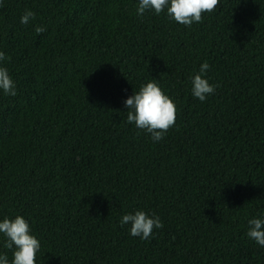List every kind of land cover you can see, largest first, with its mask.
<instances>
[{"label":"trees","instance_id":"obj_1","mask_svg":"<svg viewBox=\"0 0 264 264\" xmlns=\"http://www.w3.org/2000/svg\"><path fill=\"white\" fill-rule=\"evenodd\" d=\"M2 3L17 94L0 89V221L27 220L36 264H264L247 235L264 219V0H219L190 27L137 15L139 0ZM152 81L176 106L157 142L125 107ZM136 211L163 227L132 236L120 221Z\"/></svg>","mask_w":264,"mask_h":264},{"label":"clouds","instance_id":"obj_2","mask_svg":"<svg viewBox=\"0 0 264 264\" xmlns=\"http://www.w3.org/2000/svg\"><path fill=\"white\" fill-rule=\"evenodd\" d=\"M219 0H139L137 15L143 16L146 10L154 11L156 15L167 11V16L178 24L190 27L194 22L201 23L204 13L215 11ZM3 6L0 0V7ZM35 19V13L27 10L21 16V23L28 24ZM37 34L46 31L43 26L35 28ZM9 59L0 51V61ZM207 62L200 66V73L192 78V94L201 102L215 92L203 74L209 69ZM0 89L7 95L15 96L16 85L4 67H0ZM127 122L134 123L136 128L146 131L154 142L164 138L167 131L175 125L176 106L169 96L165 95L155 81L142 85L138 92L125 101ZM247 235L258 245L264 247V219L253 218L248 221ZM121 226L130 225V234L148 240L154 229L163 227L160 218L153 214L149 216L144 211L135 214H125L120 221ZM0 234L6 237L4 248L13 250L11 264H36V254L40 250V241L31 234L27 220L20 215L14 219L4 218L0 221ZM0 264H9L6 254H0Z\"/></svg>","mask_w":264,"mask_h":264}]
</instances>
